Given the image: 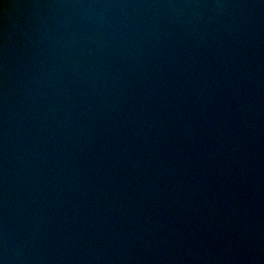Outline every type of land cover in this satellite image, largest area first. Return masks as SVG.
Masks as SVG:
<instances>
[{"label":"water","instance_id":"1","mask_svg":"<svg viewBox=\"0 0 264 264\" xmlns=\"http://www.w3.org/2000/svg\"><path fill=\"white\" fill-rule=\"evenodd\" d=\"M0 264H264V0H0Z\"/></svg>","mask_w":264,"mask_h":264}]
</instances>
